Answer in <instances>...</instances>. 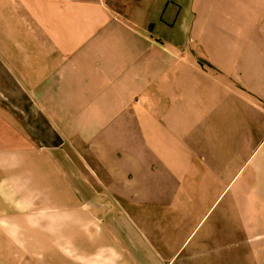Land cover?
Returning <instances> with one entry per match:
<instances>
[{"label": "crops", "instance_id": "obj_1", "mask_svg": "<svg viewBox=\"0 0 264 264\" xmlns=\"http://www.w3.org/2000/svg\"><path fill=\"white\" fill-rule=\"evenodd\" d=\"M260 126L264 0H0V264H156L131 213Z\"/></svg>", "mask_w": 264, "mask_h": 264}, {"label": "rangeland", "instance_id": "obj_2", "mask_svg": "<svg viewBox=\"0 0 264 264\" xmlns=\"http://www.w3.org/2000/svg\"><path fill=\"white\" fill-rule=\"evenodd\" d=\"M249 146L217 176L162 180L158 204L131 213L156 264H264V126Z\"/></svg>", "mask_w": 264, "mask_h": 264}]
</instances>
